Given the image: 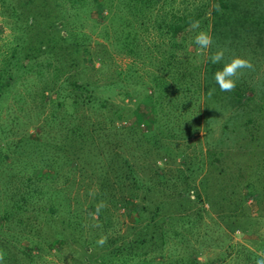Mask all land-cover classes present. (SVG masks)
Instances as JSON below:
<instances>
[{
    "label": "rangeland",
    "instance_id": "1",
    "mask_svg": "<svg viewBox=\"0 0 264 264\" xmlns=\"http://www.w3.org/2000/svg\"><path fill=\"white\" fill-rule=\"evenodd\" d=\"M8 1V6L0 5V49L11 50L18 38L22 50L19 62L27 61L24 66L28 71L19 67L17 79L0 90V129H3L0 141L4 143L6 139L18 137L22 143L0 148V250L6 253L0 264H82L81 257L92 245L89 238L101 236L103 231L114 243L125 237H153L161 227L158 225L161 220L156 216L157 225H144L150 214L147 210L135 220L141 204L147 203L140 199V191L129 190L131 180L127 168L131 165L139 179L152 178L149 183L155 184L153 197L158 202L165 199L164 204L169 207L176 205L180 192L183 200L186 195L194 196L192 190L185 195L187 181L193 183L201 195L199 202L191 201L187 209L199 212L197 230L188 232L180 223L175 224L176 230L168 228L163 248L158 237L159 242L155 243L158 246L152 253L163 263L154 261L152 264H184L174 259L185 252L188 256L193 254L187 243L200 249L196 258L214 259L213 264H256L264 258V35L260 41L259 36L254 38V43L261 47L255 53L241 47H230L226 51L229 56L225 59L238 55L250 58L254 66V70H242L239 80L246 84L241 87L244 96L241 101L231 102L223 91L217 97L215 93L220 89H207L199 111L193 116L198 128L188 134L185 111L178 115L173 112L160 115L172 121V127L161 125V118L153 124L149 95L153 96L155 88L150 77L160 71L157 68L160 53L157 55L152 49V43L160 36L155 27L159 14L170 5L171 8H190L198 0H152L149 6L142 0H101L96 5H91V0H77L74 4L58 0L61 2L56 5L53 0H45V6L40 7H34L29 1L22 5H19L20 0ZM256 1L260 5L258 9L264 6L259 3L264 0ZM11 6L20 10V14L9 16L14 10ZM47 6H52V17L56 19L52 18L56 25L50 29L44 27L50 17V12L45 11ZM54 6H61L60 10L56 11ZM93 6H118V17L111 15L112 11L106 12V8L102 9L103 15L97 16ZM34 9L32 23L31 10ZM58 27L70 38L84 31L87 38L83 44L88 50L68 53L65 44L68 40H64L55 54L45 53L47 46L57 40ZM249 33L254 36V29ZM124 36L128 41L135 40V56L120 45ZM29 46L35 49L22 57ZM165 47L160 45L161 49ZM185 48L197 51L196 56L207 53L191 43L185 47L184 41V51L178 56L182 64H185ZM216 50L217 47H211L210 52L213 54ZM33 58L34 61L28 63ZM130 65L133 68L129 69ZM80 72L84 80L103 83L100 87L107 89L101 92L108 102L102 110L72 105V98L77 97L78 92L66 88L70 79L77 78ZM245 95L249 96L245 98ZM58 98L65 100L63 106L55 105ZM160 101L164 103L161 97ZM120 106L123 113L115 123L128 124L135 119L141 133L133 134L136 141L128 134L119 136L122 142L117 148L104 141V136L102 140L95 138L92 134L95 126L81 123L85 130L83 135L72 129L75 125L64 128L65 123L58 119L59 108L71 112V124L82 112L91 120L108 116ZM164 108L163 104L155 114H161L158 110ZM50 117L55 119L48 124ZM39 124L42 129L37 127ZM173 125H178L175 129L180 127L181 131H171ZM149 127L154 130L146 133ZM158 131L167 135L162 137ZM105 136H109L108 128ZM159 143L167 145L170 152L162 154L161 151H165L158 149ZM15 156L18 159L12 164L10 161ZM148 162L155 166L154 176L143 167ZM98 166L106 171L103 176L98 173ZM99 185L103 186L100 191ZM30 186L34 190L26 205L25 194ZM101 203L103 208L98 207ZM27 213L30 216L26 218ZM138 227L142 229L137 230ZM92 250L89 257L93 259L102 253L95 248ZM158 254H162V258ZM119 256L120 259L105 257L104 264H132L131 258L124 260L121 259L123 254Z\"/></svg>",
    "mask_w": 264,
    "mask_h": 264
},
{
    "label": "trees",
    "instance_id": "2",
    "mask_svg": "<svg viewBox=\"0 0 264 264\" xmlns=\"http://www.w3.org/2000/svg\"><path fill=\"white\" fill-rule=\"evenodd\" d=\"M27 1H29L32 5L35 6H45L46 1L45 0H20L19 5L26 4ZM55 1L54 5H56V2H61L58 0ZM77 0H68L69 3L74 4ZM101 0H91V5L100 2ZM140 1V0H136ZM147 4L146 6H149V2L152 0H142ZM185 1V0H184ZM253 1V0H252ZM256 1V0H255ZM253 1V3H250V0H198L197 2H193L191 4V7L185 6V3L183 6L185 8H171L168 7L164 13L159 14L160 16L157 17V20H155V27L160 33L159 39L154 41L152 43V49L160 53L158 55V63L157 60L155 61L157 63V68H159V73L151 74L150 81L151 84L154 86L153 96L150 94L151 99L149 101V109L150 114L152 116L153 124L155 123V120L160 119L162 114L168 115L170 112L175 113L176 115L181 113V111H185V127L188 129L186 133L193 134L194 131L198 128L196 126V122L194 121L195 114L199 111L201 100L203 98V93L207 89L211 88H217L219 89V86L216 84L214 79V72L222 68L223 64H217L213 65L210 62V56L212 53L210 52L211 47L214 49L218 46L229 49L230 47L233 48H242L246 50L247 52L252 51V53H255L260 47L259 45H256L254 43V40L259 36V41L262 40L260 37L264 35V6L260 7L258 9V2ZM141 2V1H140ZM151 3V2H150ZM259 3H264V1H261ZM10 3L8 0H0L1 6H8ZM218 6V8H217ZM14 10L12 12H9V16L12 14L13 16L19 15L20 10L16 9V7L11 6ZM61 6H54L55 10H60ZM67 8H73L74 6H64ZM94 11L98 15H103L102 9L106 8L108 9L106 12H111V15L118 17V6H93ZM40 8H37V11ZM52 6H47L45 8L46 12H50V17L48 21H46L47 25L44 27L52 28L53 25H56L54 21H52V18L54 20L55 17H52L51 12ZM76 9H73L72 11H75ZM33 14V19L31 22L34 21V14L36 13V10H31ZM57 13V12H56ZM97 16H94V19H97ZM192 21H199L198 27L192 26ZM27 23V21H25ZM49 22V23H48ZM116 24L112 25L115 27ZM254 25V26H253ZM222 26V29L220 28ZM253 26V27H252ZM60 27V26H59ZM59 27L56 32L57 40H53L50 45H48L45 53H48L49 55L55 54V50H60L64 40H68L67 44V51L68 53L73 54L74 52H81V51H87L88 47L84 46V38H87V34L84 31H78L77 37H71L70 35L62 34L59 30ZM254 29V36L249 33V31H253ZM257 29V30H256ZM204 30L206 32H209L213 38V45L207 49V53H204L202 55L195 54L197 51H187L185 48V64H182V59L178 58L179 54L184 51V41H185V47L188 43H191L194 48H198L199 46L195 44L194 37L196 34ZM221 33V34H220ZM253 36V37H252ZM256 36V37H255ZM224 37V38H223ZM255 38V39H254ZM18 39V38H17ZM15 40V43L12 45L13 47L11 50L9 49H0V90L1 87H4L11 82V80L17 79L18 72L17 69L19 67L25 68L24 63L19 62V58L21 57L22 50L19 49L20 41ZM48 43V42H47ZM88 43V42H87ZM98 43V42H95ZM100 44V43H98ZM135 40L130 39L129 41L124 36L121 41L120 45L123 47L124 50H126L131 55L135 56L136 54H133V45H135ZM102 45V44H100ZM160 45L166 46L165 49H161ZM241 45V46H240ZM158 46V48H156ZM261 48V47H260ZM35 49L34 46H29V49L27 48V51H25L22 55H29V53L32 52V50ZM96 53V52H95ZM214 53V51H213ZM7 54V55H5ZM225 56H229L227 52H225ZM203 57L202 59L198 60L199 58ZM196 58V59H195ZM35 58L28 61V63L33 62ZM227 60V59H226ZM79 69H82L81 67H78ZM77 68V69H78ZM133 68V66L130 65L129 69ZM15 70V71H14ZM117 71V69H115ZM15 72V74H14ZM78 71L76 72V74ZM117 74L120 75V73ZM164 74H167L168 77H165ZM77 78L70 79L68 90L74 91L77 90L78 95L77 97L72 98V101L78 106H84L88 105L91 108H97L98 110H102L104 107L107 106V97L102 95V91H105L106 88L100 87L102 84L99 82H96L94 80H84L82 78L81 72L80 75H77ZM246 84V83H245ZM244 82L241 83L240 80L237 81L236 88L231 92H225V95L231 102H240L243 96V87ZM107 90V89H106ZM169 91V93H168ZM118 91L116 90L115 93ZM181 92V94H180ZM221 90L219 92L215 93L217 97L220 95ZM59 94V91H58ZM169 94V95H168ZM57 97L59 95H56ZM249 95H245V98H247ZM160 97L163 99L164 103L160 101ZM57 102L55 105L63 106L65 100H62L58 98L56 100ZM243 101V100H242ZM162 103V105H161ZM163 104L165 105L166 109H160L158 110L161 112V114H155L156 110L158 108H162ZM118 106V105H117ZM59 111L61 112V115L59 116V121L65 123L64 128L68 125L74 126L72 129H76L79 132H82L83 135H85V130L82 129L83 126L80 124H88L87 126H95V128L92 129V134L95 138H100L102 140V137L104 136V141L108 142L112 148H117L119 146V143L122 142V140H119L118 137L121 135L128 134L130 138L133 141H136L134 133H138L141 130H138V122L132 120V122L128 124H117L115 123V119H120L123 113V106L114 108L111 113L108 116H103L102 118L95 117L94 119H89L88 114H79L76 115V121L72 120L70 124V117L72 116L71 112H67L65 108H59ZM157 113V112H156ZM155 114V116H154ZM105 118H108V121H105ZM55 118L50 117L49 123H52ZM161 125H170L172 127L171 123L172 121H169L167 119H160ZM155 125V124H154ZM161 125L159 128V131L161 129ZM181 125V124H179ZM86 126V125H85ZM174 126V125H173ZM178 125H175L173 127V130L171 131H181L180 127L176 128ZM38 128L42 129L40 124L37 126ZM154 127V126H153ZM63 128V129H64ZM109 130V136L106 137V129ZM86 129V128H85ZM3 129H0L2 131ZM154 130L153 128H148L145 132H151ZM186 130V129H185ZM162 137L166 134H163L162 132H159ZM143 131V133H145ZM48 133V132H47ZM141 133V132H140ZM173 133V132H171ZM174 134V133H173ZM7 134H2L1 136H6ZM158 134L155 139L157 142ZM2 143L0 141V148L1 146L5 145H11L14 143V146L22 145L21 139L16 137L15 140H10ZM7 145V146H8ZM8 146V148H9ZM36 146V144H35ZM160 150L161 148L164 149L165 153L163 151L162 154H166L167 152H170L169 147L167 145H164L159 143L157 146ZM13 150H10L12 152ZM69 151L72 153H76L72 149H69ZM21 153V152H19ZM161 154V155H162ZM18 157H14L10 162L14 164ZM125 159V157H124ZM155 164V163H154ZM158 165V164H157ZM132 166V165H131ZM129 166L127 168V172L130 174V191H135L137 193V190L141 192V198L145 200L147 204H141L140 206V212L139 215L135 218V220H138V217L141 215L143 210L150 211V214L148 216L147 222H145L144 225H157V217L160 218L161 223H158L159 226H161L155 235H149L147 237L144 236H134L132 238L125 237L124 239L120 240L119 242H113L112 238H108L106 234H104L105 231L102 232L101 236L106 237V243H104L102 246L97 244V240L99 237L96 235L95 238L93 235L89 238L91 239V244L86 249V253L81 257L80 261H82V264H104L105 257H109L110 259H120L121 254H123V257L121 259L126 260L127 258H131L133 260L132 264H136L139 262L140 264H152L154 261L163 263V261L156 259L157 254H152L153 249L158 246L155 245L157 241V238L159 237L161 242V247L163 248V244L166 241L165 235L167 234L168 228H175V224L180 223V227L185 228L186 231L192 232L197 230L195 227L197 225V221L199 218V212H197L195 209L191 212L190 210H187L191 207L190 202L191 201H198L201 198L200 192L197 190V187L193 185V183L187 181L185 185V195L188 193L187 191L192 190L194 192V196L192 198L188 197V195L185 196V200L182 199V193L180 192L177 195V203L174 207H169L164 204L166 201L165 199L163 201H157L153 196L155 194V184L149 183V181L152 179L151 177H145L148 180L139 179L136 176V171L133 169V167ZM148 171H152L153 176L155 174V166L153 165V162L145 163V166ZM98 172L100 176H103V173L105 174L106 171L103 169L101 170L98 166ZM111 171V169H110ZM114 175L117 177V172H114ZM121 177V174L119 175ZM118 176V177H119ZM141 180V182H140ZM118 184V183H117ZM38 187V186H37ZM35 186V188H37ZM103 186L98 187L99 191ZM31 190H34L33 186H30L27 189V193L25 194V202L26 205H28L27 200L30 199L29 194ZM110 192V191H109ZM108 192V193H109ZM162 192V189L161 191ZM107 193V194H108ZM129 193V192H128ZM163 193V192H162ZM108 196V195H107ZM126 196V195H124ZM175 201V200H174ZM185 202V206H183V203ZM30 204H35L33 202H30ZM147 205V206H146ZM28 206L24 207V210H26ZM33 208V207H30ZM28 209L30 211H34V209ZM28 210L26 212H28ZM163 212V213H162ZM196 212V213H195ZM195 213V214H194ZM170 216H169V215ZM166 215V216H165ZM30 216L29 213H27L26 218ZM167 217V219L165 218ZM169 219V220H168ZM185 222V223H184ZM106 225V224H105ZM164 226V228L162 227ZM166 226V228H165ZM8 227V225H6ZM143 227V226H142ZM137 230H141V227L136 228ZM136 230V231H137ZM87 237V234L84 235ZM81 237V235H80ZM85 239V238H84ZM86 240V241H89ZM188 249L193 252L192 255L188 256L187 252L182 255L175 256L174 262L176 263H184V264H213L212 259H203L199 260L196 258V253L200 249L196 246L187 243ZM92 248L101 250V254L96 256V258L89 257V252L92 250ZM187 248V247H186ZM198 249V250H196ZM84 250V249H83ZM82 250V253H83ZM94 251V250H92ZM186 251V250H185ZM92 253V252H91ZM158 257L162 258V254H158ZM96 259V261H95ZM164 260V259H163ZM79 261V262H80ZM128 264V263H126Z\"/></svg>",
    "mask_w": 264,
    "mask_h": 264
},
{
    "label": "clouds",
    "instance_id": "3",
    "mask_svg": "<svg viewBox=\"0 0 264 264\" xmlns=\"http://www.w3.org/2000/svg\"><path fill=\"white\" fill-rule=\"evenodd\" d=\"M218 8V6H217ZM193 27L199 26V21H192ZM194 42L199 46V50L203 52L204 50L209 49L214 41L209 32L204 30L199 31L194 37ZM226 48L217 47V50L210 56V62L213 65L223 64L222 68L217 69L214 72V79L216 84L219 86V89L223 92H231L236 88L237 81L240 79V76L243 74L242 70H254V66L250 58H244L242 56L233 55L230 59H225ZM214 91V90H213ZM211 94V93H210ZM94 195V193H90ZM99 208H103L104 204L101 203ZM106 237L101 236L97 240V244L103 245L106 243ZM6 253L3 250H0V261L4 260ZM256 264H264V258L256 261Z\"/></svg>",
    "mask_w": 264,
    "mask_h": 264
}]
</instances>
